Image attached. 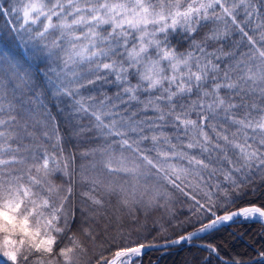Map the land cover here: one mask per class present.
<instances>
[{
  "label": "snow or ice",
  "instance_id": "obj_1",
  "mask_svg": "<svg viewBox=\"0 0 264 264\" xmlns=\"http://www.w3.org/2000/svg\"><path fill=\"white\" fill-rule=\"evenodd\" d=\"M257 179L264 0H0V264H80L103 247L90 224L77 227L76 183L93 212L111 202L163 219L177 192L191 200L193 230L167 247L264 222V203L238 204ZM145 249L100 251L94 264ZM231 264H264V247Z\"/></svg>",
  "mask_w": 264,
  "mask_h": 264
},
{
  "label": "trees",
  "instance_id": "obj_2",
  "mask_svg": "<svg viewBox=\"0 0 264 264\" xmlns=\"http://www.w3.org/2000/svg\"><path fill=\"white\" fill-rule=\"evenodd\" d=\"M60 125L65 133L66 138L64 135L63 138L67 152L76 153V150L81 148L82 141L80 138L76 140L73 137L70 128L73 124L69 123L66 118H61ZM79 188L78 183L73 185L72 201L78 210L77 227L84 223L90 224L103 244L102 248L99 245H89L90 251L80 258V264H94L95 256L100 251L106 253L107 259H112L114 252L121 248L134 247L141 243L146 245L162 243L169 238H176L181 233L193 230L192 224L189 222L190 220L195 222V217L192 216L193 202L179 192L173 198L171 214L162 219L161 213L158 211L147 214L141 211L129 216L118 211L111 202L106 203V208L97 212L91 211L90 206L82 203L84 206V210H82L79 201ZM252 202L257 205L264 203V186H261L259 179L254 184L246 186L238 199V204L241 206ZM144 222L145 225H143ZM161 223L165 225L166 230L160 229ZM142 225L143 227H141ZM197 242L206 245L211 243L217 246L219 255L227 261L232 262L238 258L247 261L255 251L264 247V227L259 223L234 224ZM209 260H211V264H226L210 251L195 245L171 248L164 255L160 251L148 252L142 258L137 259L134 264H208Z\"/></svg>",
  "mask_w": 264,
  "mask_h": 264
},
{
  "label": "water",
  "instance_id": "obj_3",
  "mask_svg": "<svg viewBox=\"0 0 264 264\" xmlns=\"http://www.w3.org/2000/svg\"><path fill=\"white\" fill-rule=\"evenodd\" d=\"M241 222H244V220H240V221H238V222H232V223H229V224L221 225V226L219 227L218 230H215V231H213V232H211V233H205V234H203L202 237L195 238L192 242H190V243H186V244L170 245V246L165 247V246H164V245H165V242H163V243H158V244H149V245H154V246H152V247H147V245H146V249L143 251L142 255H141V256H138V257H133V258L131 259V261L129 262V264H132V262H133L135 259L142 258L145 254H147L148 252H152V251H163V254H165L166 251H167L168 249H170V248H178V247H181V246H185V247H186V246H192V245H196V246H198V247H200V248L206 249V248H205V244H202V243H195V241L200 240V239H203V238L207 237L208 235H211L212 233H214V232H216V231H219L220 229H222V228H224V227H228V226H230V225L237 224V223H241ZM248 222H252V223H261V224L264 226V222H260L259 220H257V221H248ZM220 257H221V256H220ZM220 260H222V261H223L224 263H226V264H231V262L226 261V260H224V259H220Z\"/></svg>",
  "mask_w": 264,
  "mask_h": 264
},
{
  "label": "rangeland",
  "instance_id": "obj_4",
  "mask_svg": "<svg viewBox=\"0 0 264 264\" xmlns=\"http://www.w3.org/2000/svg\"><path fill=\"white\" fill-rule=\"evenodd\" d=\"M53 114H55V109L53 108ZM70 123V122H69ZM70 128H71V133L73 134V137L76 139V140H78L79 139V136L77 135V133H76V131H75V129H74V127L73 126H70ZM74 186H75V184H74ZM79 201H80V203H81V207H82V210H84V206H83V202H82V197L80 196V188H79ZM104 208H106V207H104ZM143 225H145V222H144V224ZM143 225L141 226V227H143ZM154 228V226H153V224H152V229Z\"/></svg>",
  "mask_w": 264,
  "mask_h": 264
}]
</instances>
